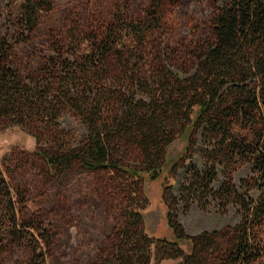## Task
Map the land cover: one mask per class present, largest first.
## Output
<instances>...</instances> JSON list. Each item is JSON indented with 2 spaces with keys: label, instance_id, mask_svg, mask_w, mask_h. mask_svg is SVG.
Instances as JSON below:
<instances>
[{
  "label": "rangeland",
  "instance_id": "obj_1",
  "mask_svg": "<svg viewBox=\"0 0 264 264\" xmlns=\"http://www.w3.org/2000/svg\"><path fill=\"white\" fill-rule=\"evenodd\" d=\"M224 1L228 0H167L161 25L144 35L136 33L133 26L148 16L151 0H54L53 10L41 14L31 36L15 43V66L24 78L43 77L57 41L63 43L62 62H66L74 55L82 58L91 53L96 36L117 28L119 46L126 49L124 59L130 60L133 71L123 77L114 61L107 77L94 78V96L87 92L91 100L108 98L102 113L110 117L121 111L125 97L134 102L150 99L146 92L154 85L142 79L145 74L157 75L159 65L181 82L195 72V51L211 39L214 16ZM21 4L19 0H0V37L8 20L19 18ZM250 83L258 86V82ZM187 124L186 119L178 122L176 131ZM57 129V133L42 138L19 126L0 131L1 170L17 202L20 221L34 227L32 233L44 251L46 264H98L113 251L131 211L143 214L140 226L151 243L150 264H177L179 261L164 260L163 254H176L178 249L188 253V241L203 235L218 233V242L225 249L241 221L237 195L259 197L251 182L254 173L250 161L238 155L232 160L219 158L218 143L211 140L204 124L194 129L188 150L183 140L167 147L166 164L179 161L170 172L171 164L166 166L156 181L147 176L133 178L114 169L88 171L79 162L65 173L55 174L38 151L52 154L58 146L80 148L91 133L82 113L69 109H63ZM235 134L251 135V131L241 123ZM127 153L117 160L120 166L148 167L141 155ZM160 165L161 161L156 164ZM199 186L202 188L197 193L194 190ZM168 211L184 238L180 248L159 242L174 241ZM1 257V264H27L31 250L14 243ZM214 259L211 264H221ZM254 264H264V251Z\"/></svg>",
  "mask_w": 264,
  "mask_h": 264
},
{
  "label": "trees",
  "instance_id": "obj_2",
  "mask_svg": "<svg viewBox=\"0 0 264 264\" xmlns=\"http://www.w3.org/2000/svg\"><path fill=\"white\" fill-rule=\"evenodd\" d=\"M19 1L22 3L19 18L16 21L10 18L6 32L0 37V131L19 126L42 138L57 133L63 109L80 112L91 131L83 146L75 149L58 146L52 154L38 151L55 174L65 173L79 162L88 171L114 169L133 178L147 176L156 181L171 164H166L167 147L175 140H183L188 150L194 129L206 125L211 140L218 143L219 158L232 160L238 155L250 161L254 173L251 182L259 190V197L246 199L237 195L241 221L227 248L219 244L218 233L203 235L188 241V253L178 249L176 254H163V259L179 261L177 264H211L213 257L221 264L258 261L264 251V0L224 1L214 16L211 39L195 51V72L181 82L159 65L157 75L145 74L147 79L145 76L142 79L154 85L151 92H146L150 93V99L134 102L125 97L121 111L110 117L102 113L108 98L91 100L87 92L94 96V78L107 77L114 61L118 62L123 77L133 71L130 60L124 59L126 49L119 46L118 29L110 28L96 36L91 53L82 58L74 55L66 62H62L63 43L57 41L43 77L24 78L15 66V43L31 36L41 14L53 10L54 0ZM166 1L151 0L148 16L133 26L136 33L147 35L161 25ZM250 82H258V86ZM183 119L188 124L176 131L177 123ZM241 123L249 127L251 135H234ZM127 152L141 155L148 167L138 170L120 166L117 160ZM178 161L170 165L169 172ZM199 188L202 187L194 191L198 193ZM171 215L168 211L174 241L159 242L180 248L184 238ZM142 217V213H128L113 251L98 264L151 263V243L143 235ZM33 228L20 221L17 202L0 167V264L1 255L14 243L30 248L27 264H46Z\"/></svg>",
  "mask_w": 264,
  "mask_h": 264
}]
</instances>
